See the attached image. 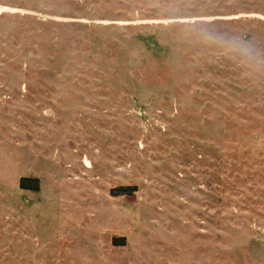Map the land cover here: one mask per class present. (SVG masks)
I'll return each mask as SVG.
<instances>
[{"label":"rangeland","instance_id":"1","mask_svg":"<svg viewBox=\"0 0 264 264\" xmlns=\"http://www.w3.org/2000/svg\"><path fill=\"white\" fill-rule=\"evenodd\" d=\"M0 264H264V0H0Z\"/></svg>","mask_w":264,"mask_h":264},{"label":"trees","instance_id":"2","mask_svg":"<svg viewBox=\"0 0 264 264\" xmlns=\"http://www.w3.org/2000/svg\"><path fill=\"white\" fill-rule=\"evenodd\" d=\"M27 183H30V184H32V183H34L35 185H34V187H32V188H30L31 187V185H27ZM38 185H39V180H37V179H35V180H31V179H23L22 181H21V184H20V186H21V188L22 189H27L29 186V188L30 189H32V190H34V191H37L38 190ZM28 188V189H29ZM128 191L127 192H131L133 189H127ZM129 194V193H128ZM120 242H122V243H120ZM114 244H115V246H123L124 245V240L123 239H120V240H114ZM123 244V245H122Z\"/></svg>","mask_w":264,"mask_h":264},{"label":"clouds","instance_id":"3","mask_svg":"<svg viewBox=\"0 0 264 264\" xmlns=\"http://www.w3.org/2000/svg\"><path fill=\"white\" fill-rule=\"evenodd\" d=\"M244 54H249L250 55V50L247 48H244Z\"/></svg>","mask_w":264,"mask_h":264}]
</instances>
